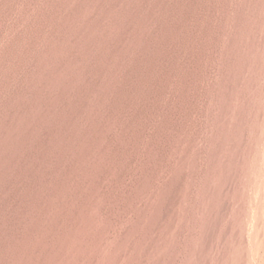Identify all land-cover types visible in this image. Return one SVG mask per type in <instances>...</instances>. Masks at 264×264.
<instances>
[{"label":"rangeland","instance_id":"1","mask_svg":"<svg viewBox=\"0 0 264 264\" xmlns=\"http://www.w3.org/2000/svg\"><path fill=\"white\" fill-rule=\"evenodd\" d=\"M261 1L0 0V264H150Z\"/></svg>","mask_w":264,"mask_h":264},{"label":"bare ground","instance_id":"2","mask_svg":"<svg viewBox=\"0 0 264 264\" xmlns=\"http://www.w3.org/2000/svg\"><path fill=\"white\" fill-rule=\"evenodd\" d=\"M246 52L224 118L217 126L206 120L200 129L202 168L181 202L175 238L163 232L150 264H264V0L259 40Z\"/></svg>","mask_w":264,"mask_h":264}]
</instances>
